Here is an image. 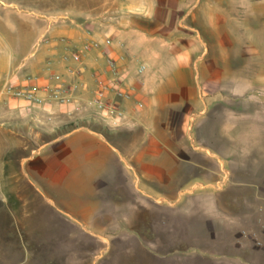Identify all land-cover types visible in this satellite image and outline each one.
Wrapping results in <instances>:
<instances>
[{"label":"crops","instance_id":"crops-1","mask_svg":"<svg viewBox=\"0 0 264 264\" xmlns=\"http://www.w3.org/2000/svg\"><path fill=\"white\" fill-rule=\"evenodd\" d=\"M117 2L121 7L113 9L110 21L92 17V27L85 29L52 27L49 16L34 11H0V98L8 82L53 86V74L61 76L73 97L65 106L8 99L0 105V122L10 123L20 142L29 185L79 195H109L125 185L138 197L124 205L128 222L142 206L148 217L142 230L155 226L157 238L164 217L171 218L172 227L182 219L175 209L187 217L195 214L189 227L204 244L189 264H264L259 233L264 227V92L245 93L243 79L227 82L212 76L209 67L200 72L205 50L193 26L198 0ZM85 43L100 47L82 63L63 61ZM108 59L118 63L123 86L133 95L130 100L110 95L122 114L117 125L106 112L85 105L100 84L112 81ZM141 65L146 70L139 74ZM196 170L203 180L189 184ZM169 177L181 185L172 202L138 188L165 186ZM166 203L171 212L161 209ZM82 216L91 219L86 212ZM239 223L253 234L248 236L244 226L237 233ZM245 236L249 239L243 241Z\"/></svg>","mask_w":264,"mask_h":264},{"label":"rangeland","instance_id":"rangeland-1","mask_svg":"<svg viewBox=\"0 0 264 264\" xmlns=\"http://www.w3.org/2000/svg\"><path fill=\"white\" fill-rule=\"evenodd\" d=\"M115 1L0 0V11H22L24 15L34 11L36 15L49 16L52 27L81 25L85 29L92 27V17H98L103 24L110 21L108 18L113 9L116 12L121 7ZM197 7L198 24H193L192 20L189 23L197 28L198 42L204 45L205 57L199 65L200 72L209 67L212 76L227 82L243 79L240 86L245 93L264 92V0H241L240 3L235 0H198ZM93 54L85 58L88 60ZM94 92L85 105L101 112L93 105ZM0 100L3 104L7 99L2 97ZM1 122L0 264H179L183 260L182 264H189L193 261L191 255L200 257L204 239H195L189 227L194 213L187 217V213L179 214V208L175 209V215L182 219L172 227L171 218L164 217L160 221L162 224H158L163 227L159 229L162 235L157 238L156 230H153L155 226L148 225L149 230H142L148 218L142 206L137 216L128 222L124 205L133 199L137 201L138 197L131 195L132 190L125 185L119 192L113 191L109 195H94L92 191L79 195L66 189L41 192L30 186L27 170L24 172L20 163L23 153L17 147L20 142L10 131V123ZM202 180L201 172L196 170L189 184ZM177 184L169 177L165 186L143 183L138 188L172 202L181 189ZM47 199L51 202L48 203ZM161 209L170 211L169 204ZM83 212L91 219H85ZM142 221L146 223L142 224ZM113 222L118 227H104ZM242 226L248 236L253 234L252 229L242 223L236 224L237 233L241 232ZM262 228L259 229L260 239H264ZM248 236L241 239L246 241Z\"/></svg>","mask_w":264,"mask_h":264},{"label":"built area","instance_id":"built-area-1","mask_svg":"<svg viewBox=\"0 0 264 264\" xmlns=\"http://www.w3.org/2000/svg\"><path fill=\"white\" fill-rule=\"evenodd\" d=\"M107 47L112 45V39L107 38L105 41ZM100 47L98 43L85 44L83 49L79 52H73L63 58L64 62H73L76 64L82 63L86 55L93 50ZM107 67L112 75V81L109 83H102L99 85L93 105L97 106L102 111L106 112L107 119L112 124H118V117L122 114L119 112L115 99L130 100L132 98V91L125 90L123 81L121 80L118 63L114 59L107 60ZM146 70V66L141 65L138 68V73L142 74ZM69 73H73V69H68ZM50 81L53 86H39L27 81L26 84L16 85L8 82L4 85L1 93V98H6L15 101H23L38 106H45L47 104H54L65 106L73 102V97L70 87L67 86L61 76L53 74L50 76ZM113 94L115 99H111ZM2 101L0 100V105ZM73 116L72 112H69Z\"/></svg>","mask_w":264,"mask_h":264}]
</instances>
